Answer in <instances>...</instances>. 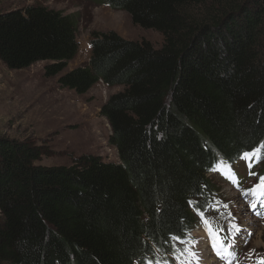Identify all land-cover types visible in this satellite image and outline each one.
Instances as JSON below:
<instances>
[{"label":"trees","instance_id":"1","mask_svg":"<svg viewBox=\"0 0 264 264\" xmlns=\"http://www.w3.org/2000/svg\"><path fill=\"white\" fill-rule=\"evenodd\" d=\"M100 1L161 34V46L91 33L87 65L62 74L79 50L74 16L42 5L0 13L9 70L46 62L44 75L77 95L99 82L123 87L99 112L118 163L35 165L40 148L0 137V264L175 254L220 205L209 176L264 162V0Z\"/></svg>","mask_w":264,"mask_h":264},{"label":"rangeland","instance_id":"2","mask_svg":"<svg viewBox=\"0 0 264 264\" xmlns=\"http://www.w3.org/2000/svg\"><path fill=\"white\" fill-rule=\"evenodd\" d=\"M31 5L72 15L77 21L79 50L62 74L87 65L91 33L114 32L128 41H146L154 49L162 44L161 34L134 25L126 13L112 10L100 0H0V13ZM46 64L14 71L0 61V137L29 140L40 148L42 154L35 165L69 166L81 155L118 163L116 149L108 144L110 127L99 112L108 97L123 87L110 88L99 82L86 94L77 95L61 88L58 77H46ZM252 166L253 162L240 161L222 175H210L219 189L220 205L206 215V221L199 222L187 243L177 245V253L149 264L188 260L192 264H264V189L257 191L264 186V162ZM228 175H236L239 181L230 183ZM209 236L216 239V252ZM228 245L234 247L229 250ZM187 249L197 256L189 257Z\"/></svg>","mask_w":264,"mask_h":264},{"label":"snow or ice","instance_id":"3","mask_svg":"<svg viewBox=\"0 0 264 264\" xmlns=\"http://www.w3.org/2000/svg\"><path fill=\"white\" fill-rule=\"evenodd\" d=\"M221 231H223V229H221ZM220 239L222 242V238H220ZM233 239H235V238L233 237ZM215 245H216V241L214 240L213 241V248L214 249H215ZM228 247H229V250H231L234 247V245H228ZM186 251H187V254L189 257L195 258L197 256V254L195 252L191 251V249H187ZM183 264H192V262H191V260H188V261H184Z\"/></svg>","mask_w":264,"mask_h":264},{"label":"bare ground","instance_id":"4","mask_svg":"<svg viewBox=\"0 0 264 264\" xmlns=\"http://www.w3.org/2000/svg\"><path fill=\"white\" fill-rule=\"evenodd\" d=\"M239 219L237 218L236 220H234V222H237Z\"/></svg>","mask_w":264,"mask_h":264}]
</instances>
